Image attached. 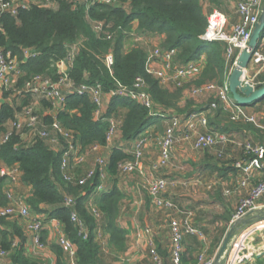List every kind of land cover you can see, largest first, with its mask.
Here are the masks:
<instances>
[{
  "label": "trees",
  "instance_id": "1",
  "mask_svg": "<svg viewBox=\"0 0 264 264\" xmlns=\"http://www.w3.org/2000/svg\"><path fill=\"white\" fill-rule=\"evenodd\" d=\"M113 1L117 5L97 4L87 13L84 4L78 5L72 0H56L55 9L32 5L17 17L2 16L0 46L17 57L24 70L17 81V87L23 89L32 75L46 74L58 62L66 59L72 45L80 43L79 53L68 73L77 87L83 84L90 87L100 86L103 94L107 95L119 86L131 87L138 77H143L148 84V92L155 109L162 107L182 113L186 117L210 110V126L213 125V120H225L229 114L216 99L212 100L217 104L216 108H211L212 103L208 108H194L195 102L188 101L185 108L180 109L176 105L178 96L171 94L168 88H164L147 74V48L136 45L130 50L125 49L128 35L136 24L138 34L148 40L152 41L156 36L163 37L162 48L176 50L177 60L181 65L206 56V65L200 78L195 81L196 86L206 83L224 86L228 82L230 71V65L226 61L227 44L210 42L203 38L208 15L214 8L221 9L223 0ZM93 22L109 24L112 31L116 32L115 40L108 42L99 38L93 31ZM27 50L36 51L38 56L25 58L24 53ZM109 55L114 58V64L110 68L106 62ZM58 79L56 76L54 81ZM255 82L257 86H264V72ZM11 95L4 96L8 99ZM259 103H264V99ZM33 105L41 111H50L40 114L43 124L50 127L54 121H58L65 130L74 134L81 154L89 153L96 145L107 146L111 118L121 121L116 138L128 143L141 138L153 124L161 120L153 118L147 108L130 99H113L103 111L102 117L98 118V106L89 93L83 96L70 95L66 106L55 110L50 101L36 99L24 92L0 106V134L7 131L8 126L25 108ZM231 124L215 130L231 135L232 130L237 128L236 124ZM21 135L13 136L1 148L0 160L7 167H19L21 181L32 188V194L27 200L32 212L37 216L45 215L46 222L56 220L63 225L66 236L76 248L77 264H109L97 241L98 224L90 212V202L93 201L103 214L102 228L109 236L110 247L123 251L126 247L127 231L117 224V219L125 194L117 186L116 179L121 175L120 164L134 159L133 150L127 151L119 146L112 148L107 160V178L104 185L107 187V181H113L114 185L98 194L97 189L103 183L99 170L84 186H79L78 177L70 183L64 179L61 165L65 146L62 141V145L55 150L48 140L38 135H31L25 142ZM6 181L7 179L0 180V205L3 207L8 205L4 190ZM69 197L75 200L72 207L65 206ZM73 213L88 228L87 239L80 235L79 227L72 221ZM232 220L233 217L228 214L222 217L226 225L220 228L212 254L219 250ZM47 234V230L41 231L42 244L46 243ZM15 236L14 238V235L3 233L0 239V249L10 253L12 263L43 264L26 255V238L20 230ZM50 248L56 256L55 264H69L59 245H52Z\"/></svg>",
  "mask_w": 264,
  "mask_h": 264
},
{
  "label": "built area",
  "instance_id": "2",
  "mask_svg": "<svg viewBox=\"0 0 264 264\" xmlns=\"http://www.w3.org/2000/svg\"><path fill=\"white\" fill-rule=\"evenodd\" d=\"M33 5L32 3H35ZM75 4H84L87 13L97 4L117 5L113 0H72ZM41 6L48 9L56 8V0H0V29L1 18L4 15L17 17L22 11L29 10L31 6ZM264 6V0H240L237 4V13L241 21L232 29L231 35L225 33L228 26V18L219 10H213L208 15V25L206 28L205 40L210 42H226V61L230 65L229 76L236 66V52L242 51L248 46L252 33L259 23ZM92 28L94 33L108 42L115 40L116 32L112 31L109 24L103 22H93ZM135 42H143L148 44L147 39L143 35H137ZM262 42L264 43V33ZM80 49V43L70 47L66 59L58 62L55 67L59 73V79L53 81L42 76H34L24 84L23 89L17 87L18 79L23 75L19 59L10 51H5L0 46V94L8 93L13 96L22 93H27L36 99H46L52 103L55 110H61L66 106L67 98L70 95L83 96L85 93L92 95L94 103L98 106L96 115L101 118L104 108L109 106L110 102L115 99H130L137 102L150 111L152 117L157 115L153 99L148 92V84L143 77H138L131 87L119 86L117 90L105 95L100 86L90 87L86 84L76 86L69 77V69L75 61ZM146 72L148 75L156 79L164 88L184 89L188 83L197 81L204 69L205 56L200 59L189 62L185 65L179 64L177 60V51L168 50L162 47L147 49ZM25 58L31 59L38 56L36 51L27 50L24 53ZM108 67L114 64V58L109 55L106 58ZM160 63L161 67H155ZM229 79V78H228ZM205 94H214V98L220 102L223 109L229 114V119L234 124L245 123L254 125L257 129L264 131V121H260L253 115H250L244 106L237 105L233 100L229 89V82L224 86H219L216 83H206L202 86H196L191 91L192 97H200ZM217 104H211V108H216ZM36 106L25 108V113L22 117L13 121L7 131L0 136V150L6 145L13 136L22 134V139L26 133L38 135L42 139L50 142L52 147L57 150L62 142L63 156L61 170L64 179L67 182L76 181L78 179L79 186L86 185L94 178L99 170L103 183L98 187L97 193L105 190L104 181L107 178L106 167L107 160L101 156H96L94 166L88 170L84 176H77L75 168L84 164L90 154H98L104 149H108L116 138L121 121L111 118L109 120L110 129L107 134V146L101 147L96 145L92 147L89 153L81 154L79 145L77 144L74 134L65 130L58 121H54L52 125L46 126L40 120V116L35 112ZM19 118V119H18ZM208 121L203 115H192L188 118L173 117L170 120L163 136L158 139L160 148L159 160L152 165L151 171L158 173L163 169H168L172 166L174 151L179 142L182 140L192 141L193 150L196 152L211 151L215 152L218 159H224L227 156V148L230 145L239 147L245 152L246 158L236 161L234 168L239 172L238 190L248 189L255 175L264 172V145L255 144L249 140H238L231 135L220 132H204L199 133L198 127L207 128ZM183 129H187L192 134L185 133L182 136L180 133ZM62 141V142H61ZM148 138L141 137L133 149L134 159L120 164L119 169L121 175L128 176L142 168L143 154ZM21 171L19 167L3 168L0 167V180L7 179L11 184H16L21 180ZM169 186V182L164 178H156L148 188V194L154 207L165 210L167 212L178 213V206L174 201L166 199L164 192ZM234 192L227 191V195H233ZM6 198L8 205L0 207V219L21 218L29 221L28 231L34 234V245L37 249L43 250L44 245L41 242V231L44 229L46 216L41 217L35 215L26 198L16 197L11 190H7ZM264 197V177L253 188L249 189L247 195L242 198L233 216L232 224L238 220L247 218L250 214L255 213L259 209V202ZM90 202V212L98 224L97 241L103 239L102 231V212ZM75 200L69 197L66 202V207H72ZM54 232L58 236V245L63 249L69 264H77V251L72 241L66 236L63 225L52 220ZM72 221L77 224L80 229V235L85 239L88 238V228L79 219L76 213L72 214ZM145 235L150 238L148 240L150 256L152 264H164L160 256L155 241L152 237L150 229L144 230ZM171 234V264H184V240L187 236H197L201 239L203 246L202 251L197 256L196 264H214L215 257L209 255L210 244H208L207 236L198 228H196L191 220L190 215H185L184 218H179L177 215L171 217L170 220ZM261 238L264 241V221L257 222L251 226L244 227L239 235L234 236L231 244L224 257L223 264H251V261L256 257L264 254V248L259 249L253 244L256 239ZM10 257V253L0 249V260Z\"/></svg>",
  "mask_w": 264,
  "mask_h": 264
},
{
  "label": "crops",
  "instance_id": "3",
  "mask_svg": "<svg viewBox=\"0 0 264 264\" xmlns=\"http://www.w3.org/2000/svg\"><path fill=\"white\" fill-rule=\"evenodd\" d=\"M238 2L239 0H223V5L221 9H216V8L213 9V10H219L227 16L228 26L225 30V33L228 35H231L233 27L241 21L240 16L237 13ZM135 30H136V33L138 34L137 25H136ZM147 41H148L147 43H150V44L152 43V46H153L152 48H157V47H162L164 38L161 36H156L153 38L152 41L148 39ZM224 43L227 44L226 42ZM239 54H240V51H237L236 52L237 58ZM205 63H206V60H205ZM205 63H204V68L206 65ZM155 67L157 68L161 67L160 63H157ZM263 72H264V43L262 42L258 50L255 52L254 57L249 65V68L247 72L245 73L242 85L244 86L245 84H250L256 87L257 83L255 82V80ZM228 78H229V74H228ZM228 82H229V79H228ZM168 89L171 90V88H168ZM197 98H200V99L194 100V102L196 101L194 108H208L209 104L212 103L214 94H205ZM183 99L186 102L187 97L185 96ZM8 101L11 102L10 98L7 99V97L5 98L4 95L2 96V94H0V106ZM187 102L183 105V108L181 109L185 108ZM245 108L250 115L255 116L260 121H264V103H258L257 105L253 107H245ZM105 110H106V107L104 108V111ZM156 112H157V115L158 114L160 115L155 116L153 118H160L161 119L160 122L153 124L146 131V133L142 136V137L148 138V141L145 147V153H144V160H143V167H142L143 171L140 173L143 180L148 178L149 173L151 174L152 165L155 164L159 160L160 148L158 145V139L164 134L165 129H166L165 127L168 126V124L170 123V120L173 117H178L182 119L188 118L184 116L182 113H178L176 111L165 110V109H162V107L156 108ZM211 114H212V111L210 110L202 111L197 114H193L197 116L203 115L206 117L208 121V125L206 129L203 127L197 128V131L199 133H204L208 131L209 132H219L218 130H215V128L219 129V128H224V127L232 125L229 119V115H228L226 116L228 118L226 120H222V119L213 120V125L210 126L209 118ZM236 125H237L236 126L237 128L236 129L234 128V130H232V133H231V135L234 138L238 140H242V141L249 140L255 144L264 145V131L257 129L254 125H251V124L239 123ZM160 126L164 127L162 134L157 133V129ZM185 133L190 134V135L192 134V132L187 129L186 130L183 129L180 134L184 136ZM139 139L140 138L130 143L124 142L121 139L118 140L117 142L114 141L112 142V144L110 145L108 149H104L100 151L99 153L105 154L108 159L112 152L113 147L120 146V148L121 147L124 149L126 148L127 151L133 150L137 142L139 141ZM178 144H181V146L180 145L179 147L177 146L176 156H175L178 163L179 164L189 163L192 167L196 166L197 169H194L193 174H191L190 176H193V175L196 176L197 173L200 171L202 172V174L203 173L204 175L206 174L205 177H207L206 179H203V181L201 180V181H198L197 183H194V185L191 187L192 190H194L195 187L197 186H202L203 182L206 185L209 184L210 189L214 185H217L219 183L226 187L224 189V194H226L227 191H232L234 192L233 195H238L239 200H241L247 195L249 189L255 187L264 177V172L257 173L248 189L238 190L240 178H239V172L234 169V163L236 161L243 160L246 158L245 152L242 149H240L239 147H235L233 145L228 146L227 154L228 156L231 157L233 161L232 162L230 161L231 163H228V164H217L214 161H212V159H210V157L207 155L209 153H212L211 151H205V152L194 151L191 140L190 141L182 140ZM188 150H190V152H193L197 155L198 154H205V155H203L204 157H201V158H198L197 155L187 156L186 154H188L187 153ZM234 150L238 151L239 154L237 156L235 155L233 156V154L231 153ZM154 151L156 152L157 157H154L152 159L150 158L146 159V156H145L146 153L148 154ZM0 167L10 168V167H7L1 160H0ZM169 169L162 170L160 174H162L164 171L167 170L168 171V172L166 171L167 175H169L171 179L175 178L176 175L174 173L176 172V170L172 168L171 170ZM164 179L167 180L168 178H164ZM116 183H117V186L125 194V199L128 198L127 195L134 196L133 195L134 191L136 193L135 195H137L138 193L140 195L141 185L139 183L131 182L128 184L126 182L125 188H123V184H121L122 182L119 179H116ZM150 183L151 181L149 180L147 181V184L144 183L145 186L142 185L143 190L145 191L147 195V202L142 201V199L138 200L137 198H135L134 202L132 203L131 201L125 204L124 202H122L119 217L117 219V224L121 228L127 231L126 247L123 251H119L115 249L114 247H110L109 236L106 232H104L102 228L104 235H103V239L101 240V242H99V244L102 247V254L109 264H152V259L150 256V250H149V245H148V240L150 237L148 235H145L144 233L145 229H150L152 231V237L155 241L157 250L164 261V264H171L170 220H171V217L174 215H177L179 218H184L185 215L187 214L190 215L193 225L199 230H201L206 236H210L212 231L210 230V227L207 223V220H205V218L198 219L195 213L196 210L193 211L191 209L186 208V206H180V205L178 206L177 196L179 194V191L175 190L176 188L170 186V183L166 191L164 192V197L166 199H170L175 202V204L178 206V213L175 214L174 212H167L165 210H161V209L154 207L150 199V196L148 194V188H149ZM106 184H107V187L105 188H111L114 185L113 181H109V182L107 181ZM4 190L5 191L11 190L15 194L16 197H24L26 198V200H28L32 194V188L24 184L21 180L16 184H11L8 181H6L4 185ZM233 195H227V196L231 197ZM229 204H230L229 206H226V210L223 216H226L228 214L233 217L235 214L234 213L235 211L233 210L234 203L233 201H230ZM141 205H144V210L142 209ZM0 207H3V206L0 205ZM204 210L205 209H203L202 211ZM260 210H264V197L259 202L258 211ZM139 212H141L140 216H141V221L143 225L138 224V222L134 219V216L138 214ZM40 216L45 217V215H40ZM165 217L167 219L164 220L163 218ZM54 225L55 223L52 220H49L47 222L45 221L44 229L47 230L48 234H47V239H46V246L43 250H39L35 247L34 234L28 231L29 221L21 219V218L0 219V239H1V234L3 233L14 235V238H15L16 232L20 230L26 238V242H25L26 255L30 256L32 259L39 260L43 264H55L56 256L54 252L52 251V249L50 248V246L52 245H58V236L54 232ZM217 225H219V223H217ZM220 225L225 226L226 223L223 224V222L221 221ZM215 228L217 229V227ZM218 236L219 235L214 236L215 239L213 240V242H211L209 255L212 257L216 256V254H212V247H213L215 240L218 238ZM253 245L254 246L257 245L259 249H262L264 248V241H262L261 238H257L256 243ZM202 246H203V243L199 237L187 236L184 240L183 263L184 264H196L197 256L202 251ZM42 253H44V256H46L45 259L41 257L39 259V256ZM0 264H13V263L11 261V258L9 257L7 259L0 260ZM251 264H264V254H261L260 256L253 259L251 261Z\"/></svg>",
  "mask_w": 264,
  "mask_h": 264
},
{
  "label": "rangeland",
  "instance_id": "4",
  "mask_svg": "<svg viewBox=\"0 0 264 264\" xmlns=\"http://www.w3.org/2000/svg\"><path fill=\"white\" fill-rule=\"evenodd\" d=\"M33 5H36V1L35 3H32ZM136 24L134 25L132 31L129 33L128 35V38L126 40V50H130L133 48V46H136V45H139V46H143L144 48H152V43H148V44H145L143 42H135L134 39H136L137 37V33H136ZM81 45V44H80ZM34 76H42L44 78H47V79H51V80H55V77L57 76V78L60 76L59 73L57 72V68L56 67H52L46 74H41V75H32V77ZM18 86V85H17ZM196 85H195V82H192V83H188L184 89H181V90H178V89H175V88H171L170 92L171 94L173 95H177V100H176V105L181 109L183 108V105L187 102V101H193L194 100H198L200 98H197L195 97L192 98L191 97V91L193 90V88H195ZM5 94H8V93H3V95ZM11 95V94H10ZM12 97H9L10 100L13 99V95H11ZM187 97V100L185 102V100L183 99L184 97ZM5 97V96H4ZM190 98V99H188ZM215 99V98H213ZM196 102V101H195ZM36 106V105H35ZM25 111V109H24ZM22 112L19 116V118H21L23 115V113L25 112ZM35 112L37 113L38 116H40V114H47L49 113L50 111L48 110H43L41 111L40 109H37V107L35 108ZM18 118V119H19ZM228 119V118H225V120ZM167 128V126L165 127ZM163 130H164V127L163 126H160L158 129H157V133H160L162 134L163 133ZM163 136V135H162ZM31 136H30V133H26V135L23 137V141H27L28 139H30ZM120 140L119 137H117L114 141H118ZM179 145L181 146V144H178L177 146L179 147ZM177 146L175 148V151H174V156H173V161H172V166L171 168L176 170V172L174 173L176 175L175 178L171 179L169 177V175H167V172L164 171L162 174L161 171L158 172V173H153L151 171V174L149 173V176L148 178H146L145 180L142 179L140 173L143 171V168L139 169L138 171H136L135 173L131 174V175H128V176H124V175H120L118 176L117 179H119L123 184V188L126 187L125 183L127 182L128 184L131 183V182H137L139 183L141 186V191H140V195L139 193L137 195H135V191L133 192V195L134 196H128V198L124 199L123 202L124 204L125 203H129L131 201L134 202V199L137 198L138 200L139 199H142V201L144 202H147V195L145 193V191L143 190V186H145V184H147V181H153L155 180L156 178H168L167 180L169 181L170 183V186L176 188L175 190L179 191V194L177 196V200H178V206H186V208L188 209H191L193 211H195L196 213V217H198V219H204L207 220V223L210 227V230L212 231L210 236H207V242L208 244H210L211 246V242H213V240L215 239L214 236H217L219 235V232H220V228H223L224 225H220L221 221H222V216L224 215V212L226 210V206H229V202L230 201H233L234 203V213H236V209L239 205V197L238 195H233L231 197L227 196V194H224V189L226 188L225 186H223L222 184H217V185H214L211 189H210V185H206L204 182H203V185L202 186H197L195 187L194 190L191 189V187L194 185V183H197L198 181H203V179H206L207 177L206 174L204 175V173L202 174V172H198L197 175H193V176H190L191 174H193V170L194 169H197L196 166H191L189 163L188 164H179L178 161L176 160L175 156H176V150H177ZM120 147V146H119ZM122 148V147H121ZM144 153H145V150H144ZM188 154H186L187 156L191 155V156H196L197 154L193 153V152H190V150L187 151ZM229 153V152H228ZM233 154V156H237L239 153L238 151H232L231 152ZM203 155L205 154H198L197 157L198 158H201V157H204ZM210 159H212V161H214L215 163L217 164H228V163H231L233 160L231 159L230 156H227L224 158V159H218L216 157V153L212 152V153H209L207 154ZM206 155V156H207ZM96 156H101L105 159H107V156L105 154H90L87 158V161L82 164V165H79L75 168V173L78 175V176H84L85 173L88 171V169H91L93 166H94V160L96 158ZM144 156V154H143ZM146 159H152L154 157H157V154L156 152H152V153H146ZM144 160V158H143ZM231 161V162H230ZM199 163V162H198ZM143 165V164H142ZM143 167V166H142ZM171 168L169 170H171ZM165 170V169H163ZM201 173V174H200ZM202 177H201V176ZM204 175V176H203ZM190 176V177H189ZM202 178V179H201ZM145 183V184H144ZM180 186V187H179ZM237 201V203H236ZM142 206V209L144 210V205H141ZM203 209H205L204 211H202ZM141 212H139L138 214H136L134 216V219L138 222V224L140 225H143L142 224V221H141V216H140ZM199 214V216H198ZM164 220L167 219L166 217L163 218ZM223 222V221H222ZM217 223H219V225H217ZM165 224V223H164ZM224 224V223H223ZM232 224L230 223L229 225V229L231 228ZM217 227V229L215 228ZM244 228H240L239 231H237V233L235 234L236 235H239L241 233V231H243ZM219 231V232H218ZM229 231V230H228ZM152 232V231H151ZM170 243H171V238H170ZM44 248L46 246V243L44 244ZM171 246V244H170ZM43 254V255H42ZM40 256H39V259L40 257L45 259L46 256H44V253H42ZM217 254V253H216ZM110 259V258H108ZM113 260V259H112ZM113 262V261H112Z\"/></svg>",
  "mask_w": 264,
  "mask_h": 264
},
{
  "label": "water",
  "instance_id": "5",
  "mask_svg": "<svg viewBox=\"0 0 264 264\" xmlns=\"http://www.w3.org/2000/svg\"><path fill=\"white\" fill-rule=\"evenodd\" d=\"M263 33L264 6L259 23L256 25L252 33L248 46L240 52L236 61V66L229 76V89L233 100L237 105L246 107L252 104L259 103L262 99H264V86L254 87L250 84H245L244 86L242 85L243 78L249 68L254 54L262 43ZM262 221H264V210L257 211L250 214L247 218L234 222L227 232L216 254L214 264H223L224 257L231 244V241L233 240L237 231L240 230V228L242 229L244 227L251 226L257 222Z\"/></svg>",
  "mask_w": 264,
  "mask_h": 264
}]
</instances>
